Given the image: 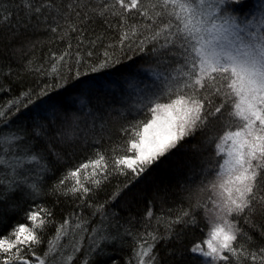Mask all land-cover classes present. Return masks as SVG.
I'll return each instance as SVG.
<instances>
[{
    "label": "snow or ice",
    "instance_id": "6c2138e0",
    "mask_svg": "<svg viewBox=\"0 0 264 264\" xmlns=\"http://www.w3.org/2000/svg\"><path fill=\"white\" fill-rule=\"evenodd\" d=\"M0 56V93L23 88L0 106V264H94L124 239L127 264H161V244L178 264H264V0H0ZM185 145L174 183L135 194L143 231L132 200L109 211ZM50 195L74 202L60 222Z\"/></svg>",
    "mask_w": 264,
    "mask_h": 264
},
{
    "label": "trees",
    "instance_id": "16d2710c",
    "mask_svg": "<svg viewBox=\"0 0 264 264\" xmlns=\"http://www.w3.org/2000/svg\"><path fill=\"white\" fill-rule=\"evenodd\" d=\"M255 2V0H253ZM63 46H59L58 48H54L55 51L59 53L61 51ZM45 56L47 55V49H44ZM5 61L2 56H0V65L4 64ZM26 83L31 86V80L30 78H26ZM20 91H23V88L13 91L12 93L4 94L0 93V106H3L8 100L12 99L14 96L18 95ZM192 143H195V141H192ZM105 147H107V144H105ZM188 145H185L184 148H182L180 151L175 152L172 156H170L163 164L159 165L158 167L154 168L151 173L148 174V176L142 180L139 184L136 185L135 188L132 189L131 192L125 193L120 199L117 204L114 205V208H110L109 211H120L121 208L125 206V202L132 200V215L136 216L138 220L141 221L140 224H136V229L143 231L142 223H143V216L145 211V204L146 202L142 199V197L136 196L137 193H143L146 195H151V193L155 190V188L158 185H167L169 183H174V179L176 174L180 173L182 170L186 168V165L189 162L190 154L186 151ZM103 150V149H102ZM93 153L92 149H88L87 152L84 155H79L77 158L70 159L65 158V161H61L59 164H57L55 171V176L49 180V184L55 183L57 179L60 178L64 174L65 171H67L68 168L75 167L79 163L83 162L85 157L88 155H91ZM53 160L55 157L52 158ZM125 182L124 177H116L112 180V182L104 189V192L101 193V200L107 198L108 195H110L113 191H115L116 187L118 185H121ZM41 203H44L46 207L54 208L56 216L55 219L57 222L62 221L64 217H66L70 212L73 211L74 202L71 200H67L64 198H60L59 201H57V198L53 195H50L46 197L44 201H41ZM182 206V200L180 196H170L168 201L161 205L159 201H157L155 206V214L156 216L164 217L169 214V209L173 210V214L180 209ZM184 207H186V204H183ZM91 210H86L84 215L87 218L90 216ZM24 213L23 211H20L18 215L13 216V222L19 220V222H24L22 220ZM128 216L127 212H121L120 213V219L119 223L124 224L125 220ZM98 221V218H97ZM116 224V221H113V225ZM152 226H156V221H151ZM160 231L163 232L164 230V224L161 223L159 225ZM121 233L123 232V229H118ZM151 230V229H149ZM113 234H116L117 228L113 227L112 229ZM54 232V229H50L48 232V235H52ZM133 241L130 239H124V240H116L114 243L107 246L104 251L106 255L102 256H95L93 257L94 264H127L128 259L132 256V245ZM85 247H87V241L85 240ZM174 249H176V255H169L170 252H172ZM157 252L159 254V257L161 259V264H178V261L180 260V254L178 250L177 245L172 246H165L164 244H161L157 247ZM83 260L82 256H79L76 260V264H81V261Z\"/></svg>",
    "mask_w": 264,
    "mask_h": 264
}]
</instances>
